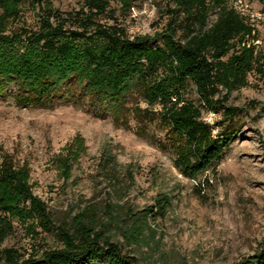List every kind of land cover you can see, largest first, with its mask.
I'll return each instance as SVG.
<instances>
[{"label":"rangeland","instance_id":"1","mask_svg":"<svg viewBox=\"0 0 264 264\" xmlns=\"http://www.w3.org/2000/svg\"><path fill=\"white\" fill-rule=\"evenodd\" d=\"M246 1L254 9L264 5V0ZM40 6L67 17L82 2L22 0L18 15L2 24L4 34L36 31ZM174 7L172 0H108L106 13L93 19L122 28L129 38L148 36L160 43L157 35L170 26L176 27V38L184 35L183 15ZM216 14H209V24ZM262 32L260 27L256 41L262 71L248 73V84L231 91L225 101V90L218 88V110L202 109L212 134L226 132L232 139L222 159L194 178L176 169L169 146L158 145L168 143L167 127L158 106L148 104L139 89L112 106L93 100L85 82L73 76L51 96L27 104L17 98V85L10 84L0 94V162L6 156L25 167L30 190L45 202L51 222L46 230L35 220L13 218V231L0 250L13 247L27 255L60 248L59 229L73 232L74 217L86 212L122 253L133 257L127 264H242L253 255L264 238ZM100 43L97 39L95 44ZM16 47L26 50L21 40ZM181 95L200 102L189 80ZM228 107L235 110L224 117ZM157 196L169 199L164 214L154 210L143 216ZM134 223L141 225V234L132 242L125 228Z\"/></svg>","mask_w":264,"mask_h":264},{"label":"trees","instance_id":"2","mask_svg":"<svg viewBox=\"0 0 264 264\" xmlns=\"http://www.w3.org/2000/svg\"><path fill=\"white\" fill-rule=\"evenodd\" d=\"M21 1L0 0V94L14 83L19 101L34 104L76 76L85 82L93 100L113 106L132 89H139L148 104L158 106L168 142L158 145L170 147L173 164L184 177L194 178L222 159L232 134H212L211 125L202 120V109L218 110L231 91L248 84V73L262 71L255 42L258 28L233 9L230 0H172L175 13L183 15L184 35L176 38V27L170 26L157 35L160 43L148 41L155 39L148 36L129 38L122 28L94 20L106 13L108 0H80L82 7L67 17L40 6L43 13L36 31L21 28L19 33L4 34V21L18 15ZM213 10L216 18L209 24ZM97 39H101L99 45ZM20 40L24 52L17 50ZM187 80L195 87L198 104L181 95ZM218 88L225 90L222 100L214 99ZM234 110L225 109L224 117H231ZM168 204L166 196H157L154 208L147 207L143 216L154 210L161 216ZM16 217L35 220L46 230L51 222L45 202L30 190L25 167L5 156L0 162V244L12 233ZM73 223V232L58 231L62 247L27 255L5 247L0 250V264H127L134 260L97 227L91 215L80 213ZM140 226L134 223L125 228V237L138 241ZM243 261L264 264V238Z\"/></svg>","mask_w":264,"mask_h":264},{"label":"built area","instance_id":"3","mask_svg":"<svg viewBox=\"0 0 264 264\" xmlns=\"http://www.w3.org/2000/svg\"><path fill=\"white\" fill-rule=\"evenodd\" d=\"M230 6L235 9L246 20H248L252 25L257 27L258 29L261 27L264 36L263 9H254L246 0H230Z\"/></svg>","mask_w":264,"mask_h":264}]
</instances>
